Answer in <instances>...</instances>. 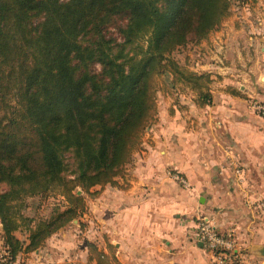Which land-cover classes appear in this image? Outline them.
I'll use <instances>...</instances> for the list:
<instances>
[{"label":"trees","instance_id":"1","mask_svg":"<svg viewBox=\"0 0 264 264\" xmlns=\"http://www.w3.org/2000/svg\"><path fill=\"white\" fill-rule=\"evenodd\" d=\"M233 2L0 0V223L14 264L83 211L78 190L117 186L157 122L158 77L211 105L210 76L188 72L172 55L209 38ZM120 20L118 43L107 31ZM55 190L70 207L26 245L16 236L22 200ZM90 255L118 264L93 244Z\"/></svg>","mask_w":264,"mask_h":264},{"label":"crops","instance_id":"2","mask_svg":"<svg viewBox=\"0 0 264 264\" xmlns=\"http://www.w3.org/2000/svg\"><path fill=\"white\" fill-rule=\"evenodd\" d=\"M200 46L209 47L200 67L215 85L212 104L163 99L117 186L103 188L101 227L114 247L104 252L118 264H214L198 240L201 215L233 233L245 264H264V214L255 215L264 209V117L251 106L264 103V0L233 2ZM253 179L261 180L259 194L245 189ZM61 230L15 264H76L73 239Z\"/></svg>","mask_w":264,"mask_h":264},{"label":"rangeland","instance_id":"3","mask_svg":"<svg viewBox=\"0 0 264 264\" xmlns=\"http://www.w3.org/2000/svg\"><path fill=\"white\" fill-rule=\"evenodd\" d=\"M124 25L125 22L121 20L115 22L112 26L108 28L107 36L120 43L121 38L118 29L119 27ZM207 40L208 38L205 41ZM205 41H202L198 45L190 44L185 48L177 50L172 55V58L177 61L183 69L187 70L188 72L208 75V73L200 67L202 66V64L206 63L210 59V56L208 55L209 47L200 46ZM140 45H144V42L140 41ZM130 49L131 48H129L128 51ZM96 68L97 70L100 69L99 66ZM156 84V101L158 107L162 105L163 99H169L170 101L178 102L180 106H183V104L180 102L185 101L184 97H186L187 100L189 99L188 102H190L191 99H195L198 101V103H202L201 100L199 101V97L196 93L190 91L181 83L174 84L172 77H170L169 75L158 77L156 80ZM214 88L215 85L213 84V82H211L210 93L211 91L215 90ZM210 102L212 104V99ZM12 105H14V103H12ZM255 105L264 106V103L253 101L251 103V106L255 108ZM257 113L261 115L259 111H257ZM256 188H258L259 190H257ZM245 189L249 190L250 192L254 189L258 191L257 193L259 194V192L261 191V180L253 179L252 181H249L248 186ZM103 191L104 190L101 187L93 189L90 193H85L81 190H78L76 194L78 196H82L84 199V204H82L83 211L74 220L68 222V224L64 228H62V230L60 229L62 236H66L73 239L72 247H75L74 253L77 257V260L75 259L76 264H96V262H92L90 260L92 244L99 251L106 252L107 250L109 252V249L107 247V239L105 238L101 227ZM256 199L260 203L261 198L256 197ZM21 204L22 206L18 209V219L20 223L24 224H22V229L18 231L17 235L23 241H28L31 233L36 231V229H38L40 225L43 226L46 221H49L51 219L54 220L58 217L60 213L70 207L69 202H67V200L61 195L60 191L57 190L50 192L47 196L44 197L28 199L26 198L22 200ZM263 214L264 209H259L255 213L257 217L262 216ZM2 238L3 234H0V256L3 255L4 250L7 249V247L4 246Z\"/></svg>","mask_w":264,"mask_h":264},{"label":"built area","instance_id":"4","mask_svg":"<svg viewBox=\"0 0 264 264\" xmlns=\"http://www.w3.org/2000/svg\"><path fill=\"white\" fill-rule=\"evenodd\" d=\"M233 1L238 6L246 7L251 0ZM254 107L264 117V106L255 105ZM171 176L181 184H187L178 172H171ZM196 227L198 240L213 255L214 264H245L243 252L239 249L233 233H222L205 215L198 217ZM0 264H14L8 249H5L4 254L0 256Z\"/></svg>","mask_w":264,"mask_h":264}]
</instances>
